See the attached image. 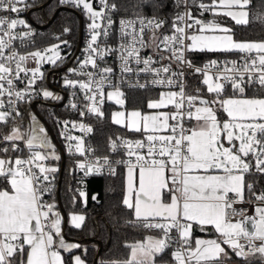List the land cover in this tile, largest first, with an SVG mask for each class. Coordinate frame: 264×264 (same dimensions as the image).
<instances>
[{"label": "snow or ice", "instance_id": "obj_1", "mask_svg": "<svg viewBox=\"0 0 264 264\" xmlns=\"http://www.w3.org/2000/svg\"><path fill=\"white\" fill-rule=\"evenodd\" d=\"M191 2L196 4V0ZM61 3L82 7L91 21L90 41L85 50L87 55L78 68L68 70L87 79H64L65 87L78 88L84 93V99L89 102L85 106L89 115L103 118L100 105L104 102L106 86L115 88L107 93V99L116 97L118 104L124 103L120 99L123 93L109 79L113 69L100 68L97 64V59L103 60L106 54L118 53L122 72H132L129 62L134 60L137 65L143 64L139 72L154 77L152 84L179 89L161 93L158 101L148 104L149 109L172 106L174 111H158L151 115L131 111L127 114L126 124L124 112L113 114V123L144 133L143 140L117 137L119 144L110 140L112 151L124 148L129 157L127 161H116L127 167L123 204L133 211L135 217L127 223L157 230L160 235L126 244L130 250L126 260L101 264H158L157 258L169 249H172L171 258L175 264H224L228 253L222 245H227L244 260L256 254L264 259V191L257 194L254 185L245 179L253 171L264 176V98L244 95L246 87L258 85L264 88V41H238L234 39L232 28L215 20L205 22L193 16L189 0H174L175 6L183 5L185 11L175 14L171 35H163L160 39L157 30L164 26L165 21L137 14L135 19H120L121 43L118 48H101L98 38L109 36L114 23L111 13L118 11L117 5L110 4L109 0H99L101 9L97 11L91 0H61ZM250 3L251 0H211L210 3L200 0L197 7L201 16L206 12L213 16L222 15L236 25L247 26L250 23ZM147 4L163 6L160 0H155V3L145 0ZM20 5L28 7L25 0H0V12L19 13L23 10ZM18 26L29 28L23 19L0 16V123H7L13 112L16 116L21 115L16 105L30 101L37 80L44 78L42 63L59 67L57 61L62 64L66 59L61 56L60 44L43 51L18 52L13 42L23 41L32 35L30 28L25 33L17 32ZM191 29L196 31H187ZM68 31L66 28L65 32ZM146 32L151 33L148 41L145 40ZM186 40L190 43L186 44ZM61 43L68 45V41ZM148 47L170 55H161L159 60L151 56L142 57L141 51ZM195 51L238 52L243 62L225 61L221 66L217 60H211L203 67H197L185 57V52ZM30 59L35 61V68L26 66ZM163 60L177 62L180 70L174 71L171 63L153 67ZM185 65L194 73L203 75L202 83L207 86V92L215 94L213 100L186 95L183 83ZM89 66L95 71H88ZM212 68L216 72L209 74ZM17 82L24 83L25 87L20 89ZM229 85L233 96L222 98ZM138 86L145 87L144 84ZM41 92L45 98L61 99L46 89H41ZM213 105H218L228 119H219L218 109ZM6 107L9 110H4ZM71 107L77 109L78 106L72 103ZM79 114L83 117L85 111L81 110ZM32 119L27 133L14 125L10 134L3 137L4 141L11 143L12 151L19 147L16 141H23L29 155L27 158H0V182L7 185L0 188V264H66L61 250L71 253L81 245L65 241L61 234V216L55 204L43 199L51 190L53 177L49 173L58 171L57 167L44 162L49 159L59 161L60 156L56 154L45 129L35 117ZM193 120L195 125L186 123ZM72 128L85 135L93 131L84 123H73ZM65 138L69 141V153L85 157L78 163L85 175L99 174L105 167L115 174V168L106 156L98 157L94 162L88 161L87 154L93 150L85 146L82 137L67 135ZM145 149L146 152L141 151ZM8 151L7 147L0 149L3 153ZM245 190L254 198L248 202H257L254 215H248L247 209L234 207L245 202ZM165 192L170 194L168 199ZM80 196L85 197L86 194L81 191ZM71 220L74 227L81 228L85 216L73 215ZM194 226H199L201 231L211 226L218 237L196 238L193 247ZM173 231L178 239L172 235ZM71 264H86V261L80 255H74Z\"/></svg>", "mask_w": 264, "mask_h": 264}, {"label": "trees", "instance_id": "obj_2", "mask_svg": "<svg viewBox=\"0 0 264 264\" xmlns=\"http://www.w3.org/2000/svg\"><path fill=\"white\" fill-rule=\"evenodd\" d=\"M29 11L27 18L30 24L40 28L36 38V45H49L57 42L53 39L54 34H62L67 28L69 29L66 37L78 42L80 31V16L77 11L61 4V0H29ZM162 7H153L152 4L145 5V0H115L118 7V16L135 15V14H155L166 15L170 19L175 12V7L172 0H160ZM155 3V0H152ZM145 5V6H142ZM250 23L247 26L236 25L233 21L225 16H212L213 20L224 23L233 29L234 39L240 41H264V0H251L248 8ZM55 15L54 19L48 24L47 22ZM260 18V22H257ZM238 52H191L190 58L195 63H203L213 57L233 56ZM198 75L194 77L193 86L196 90L192 92L197 95L205 96L211 100L210 95L205 92L203 87L196 83ZM155 90H132L126 92L125 107L126 108H141L147 109V104L150 99L157 97ZM237 94V93H236ZM235 94V95H236ZM233 95L230 86H227L223 96ZM245 96L264 97V88L256 90L246 89ZM39 104V105H38ZM61 100L53 103L47 101L40 103H30L22 108V128L26 130L30 120V114L35 112L37 116L44 122L48 132L52 136L56 149L64 152L59 141V131L53 118L55 115H60ZM114 108V105L107 104L103 107V118L94 120L93 141L103 148L108 139L116 134L125 132L124 129L114 125L109 113ZM218 109V116L223 117V112ZM14 123L11 119L7 123L0 124V136L11 130ZM16 143V142H15ZM19 144V143H17ZM9 148L7 153L0 152V156L5 158H15L18 156L17 150H11V143L2 141L0 137V149ZM48 162L50 161L47 160ZM57 164L58 171L52 174V181L55 183V188L51 191L49 202L54 203L60 209L63 216V234L69 241H75L80 248L74 249L71 253H63L66 264H71V257L74 253H79L86 261V264H101L104 261H123L128 259L129 249L125 246L136 241H142L146 234L158 233L144 229L135 224H129L127 221L134 220L133 211L128 209L123 204V176L118 173L112 177L92 176L87 181V197L82 199L73 192V171L70 161L64 154V159L60 155L59 161L52 160ZM247 183L254 185V190L264 191V176L253 171L252 174H247ZM7 187L6 184L0 182V188ZM96 194V199L93 200V195ZM71 212H82L85 216V221L81 228L69 226L67 224L68 214ZM193 236L206 235L216 236L215 232H201L197 226L193 228ZM160 234V233H159ZM85 249L87 250L85 252ZM170 249L166 251L164 257H169ZM96 254L98 256L96 257ZM240 264H264V259L259 257V254L250 256L247 260L239 258ZM224 264L226 262L224 261Z\"/></svg>", "mask_w": 264, "mask_h": 264}, {"label": "built area", "instance_id": "obj_3", "mask_svg": "<svg viewBox=\"0 0 264 264\" xmlns=\"http://www.w3.org/2000/svg\"><path fill=\"white\" fill-rule=\"evenodd\" d=\"M91 2L93 4V7L95 10L99 11L101 9V5L99 4V0H91ZM199 2H200V0H196V4H193L191 2V0H189V7L191 8L193 16H195L199 19H202L205 22L212 21L213 15L211 13L206 12V13H204L203 16L200 15V10L197 7V4ZM203 2L204 3H210L211 0H203ZM109 3L110 4L115 3V0H109ZM172 3L175 7V12L172 15L171 19L166 15L140 14V15H143V16L148 17V18L155 16L158 19L165 21L164 26L161 29L157 30V36L160 37V39L163 38V35H171L172 34V21H173L175 14L178 11L179 12L185 11V8L183 7V5H181L179 8H177L175 6L174 0H172ZM25 4H27L28 7L25 8L24 5H20V7L23 10L20 11L19 13L0 12V16H8L11 18L23 19L25 22L28 21V26L32 30V35L30 37L25 38L23 41L18 39V40L13 42V47H15L18 52H20L21 54H24V53H27L28 51H30L32 49H35V48H37V50H39V51H43L44 49H47L46 45H36V38H37L39 32L41 31V29L34 27L30 24V22L27 18V14L29 11V5H30L29 0H25ZM61 4L66 6V7H70L71 9L77 11V13L80 16L81 21H80L79 38H78V42H76V44H74V41L69 40L68 38H63V39L60 38L61 36L66 37V35H68L69 31L65 32V30H64L62 34H54L53 35V39L56 40L57 43H59L61 46V56L66 58L62 64L59 61H57V63L60 65L58 67V70H63L66 73V77L69 79L85 80V79H87V77L75 76L72 73H70L68 70L71 68H78L80 62L87 55V52L85 50L87 49L89 41H90L91 33H90V29H89V24L91 23V21L85 15L82 7L76 8L70 4H66V3H61ZM111 16H112L114 23H113L112 29H110L109 36L107 38H104L103 36H100L98 38V44L100 45L101 48H104L105 46L110 47V48H118L120 43H121L120 25H119L120 19H135L137 14L118 16L117 11H116V12L111 13ZM101 23H103V22H101ZM137 27H138V25H137ZM29 28H25L23 26H18L16 31L19 33H25V32H28ZM187 31L193 32V31H196V29H191V30H187ZM150 36H151V33L146 32L145 33V40L148 41ZM62 41H68V45H62V43H61ZM126 42H127V40H125V43ZM157 43H158V41H157ZM185 43L186 44L190 43V41L186 40ZM190 53L191 52H185L186 59L191 60ZM140 55L142 57H145V58L151 56L154 60H159V57L161 55L168 56L170 54L167 52H159L155 47H148V48L143 49L141 51ZM211 60H217L218 62H220L221 66H223L225 61L236 60L239 63L243 62L241 60V54L240 53H237V55H233V56L213 57L211 59L204 61L203 63H195L194 61H192V60L191 61L197 67H203L205 64H208L209 61H211ZM170 63L172 65V69L174 71L180 70V66H178V63L170 61V60L160 61L159 63L154 64L153 67H160L162 64L166 65V64H170ZM97 64L99 65L100 68L111 67L113 69V72H112V74H110L109 79L111 80L112 85L118 87L119 90L123 93V96H122L123 99L126 98V92L132 91V90H140V91H142V90H155L157 92L178 91L179 90L178 87L169 88L167 86H159V85L152 84L151 81L154 77L151 74H145L143 72H139L138 69L142 68L143 64L137 65L134 60L129 62V66L133 69V71L132 72H122L121 71V61L119 60L118 53H116V52H113L111 54H106L104 56L103 60L97 59ZM49 66H50V64L48 66H45L43 63V69H46ZM87 70L88 71H95L94 69L91 68V66H89ZM183 71L185 73L183 83H184L186 95L203 97L202 95H197V94L192 92L193 90H196V88H197L196 86H193L194 77L196 75H198V79H197L196 83L198 84V86L203 87L206 90L207 86L202 83L203 75L194 73V71L192 69L188 68L186 65L183 66ZM215 72H216V69L212 68L209 74H213ZM21 75L23 76V74H21ZM175 79H179V77H176ZM139 84H144L145 87H139L138 86ZM45 85H47L53 89H56L57 91H59L62 94L61 99L57 100V101L61 100V106L60 107H61L62 113L60 115H55L53 118V121L58 127L59 141H60V143L63 147V150H64V152H62V153H63V155L66 154L67 158L70 161V165L72 167V171H73V185H72L73 186V192L76 194H80L81 191H85V189L87 188V181L92 176L112 177V176H115L116 174H118L120 172V170L126 169L127 167L124 163H119V164L116 163V161H127L129 159V157L125 154L126 149L118 148L115 152L112 151L110 148V140H115L117 142V144L120 143V141L117 140V137H120V138L125 139V140H131V141H135L138 139L143 140L144 134H135V133H132L129 131H125L123 133L116 134L113 137L109 138L107 143L105 144V146L103 148H100L93 141V138H94L93 137L94 120L99 118V117H97L95 115H89L86 112L85 106L89 102L84 99V93L82 91H80L78 88L72 89V88H68L65 86L54 85V84L49 83L48 76L45 75V73H44L43 80H37L36 85H35V91L32 93L30 101H28V102L21 101V102H18V104L16 105V107L20 111L21 115L16 116L15 112L12 113V117L9 119H11V121H13L14 125L20 127L21 132H23L22 120H21L23 106L28 105L30 103L34 104V103H40V102H44V101L48 102L49 101L43 97L42 92H41V89H43ZM17 86L20 89H23L25 87V84L17 82ZM258 88H259L258 85H254L250 88L246 87V89H252V90H256ZM114 90H115V88H113V87H107V86L105 87V89H104V93H105L104 102L102 105H100L102 111H103V107L105 105L110 104V100L107 99V93L109 91H114ZM6 99H7V97H5V100ZM53 102H56V100L49 101V103H53ZM72 103H75L78 106L77 109H73L71 107ZM4 110H9V109L6 107ZM81 110L85 111V115L83 117H81L79 114ZM168 111H174L172 106L169 107ZM65 123H67V127H65ZM73 123H76V124L84 123V124L90 126L93 129V131L91 133L85 135L81 131H79L77 129H73L72 128ZM170 123H172V121H170ZM186 123L191 124L192 121L186 122ZM164 134H167V133H164ZM67 135L82 137L85 141V146L90 147L93 150L91 153L87 154V159L89 162H94L96 160V158H98V157H100V158L105 157V156L108 157L109 161L112 163L113 167L115 168V174H112L108 170V168L105 167L101 170V172L99 174L93 172V173H89V174L85 175V171L78 167V163L83 162L85 160V157H82L79 154L69 153L68 147H67L69 144V141L65 138ZM72 143H75V142H72ZM18 145H19V147L17 149L18 156L22 157V158H27L29 155V150L27 149L25 143L23 141H20V143ZM141 151L146 152V149L141 150ZM131 159L134 160L135 157H132ZM44 163L47 164L48 161H45ZM101 163H103L102 160H101ZM49 176L52 177L50 174H49ZM54 188H55V183L51 180V190L47 194H45L43 197V199L48 203H50L49 202V196H50L51 191ZM259 192H261V191H257L256 193L258 194ZM249 200L254 201V198L251 197L250 193H248L247 190H245V202L235 204L234 207L237 209H241V208L247 209L248 215H254L255 214L254 208H255L257 202H251L250 203V202H248ZM236 219H238V217ZM150 231L158 232L157 230H150ZM172 235L178 239V235L175 233V231H173ZM241 242L243 243V241H241ZM257 243H259V242H257ZM173 247H175V245ZM193 247H194V240H193ZM171 251H172V249H170V252ZM170 264H175V262L171 261Z\"/></svg>", "mask_w": 264, "mask_h": 264}, {"label": "crops", "instance_id": "obj_4", "mask_svg": "<svg viewBox=\"0 0 264 264\" xmlns=\"http://www.w3.org/2000/svg\"><path fill=\"white\" fill-rule=\"evenodd\" d=\"M217 22V21H216ZM218 23H220V24H223V25H225V26H227V27H229L228 25H226V24H224V23H221V22H218ZM238 41H240V40H238ZM248 41H252V40H248ZM195 52H199V51H195ZM54 90H56V89H54ZM164 92H168V91H161V92H158L157 93V97L154 99V101H158L159 99H160V95H161V93H164ZM205 92H207V87H206V90H205ZM208 93V92H207ZM209 94V93H208ZM210 95H212V94H210ZM213 95H215V94H213ZM230 96H233V95H226V96H223L222 98H226V97H230ZM236 96H239V94L237 93L236 94ZM203 97H205V96H203ZM214 97L215 96H213V98L211 97V100H213L214 99ZM247 97H259V96H247ZM207 98V97H206ZM262 98H264V97H262ZM46 99V98H45ZM123 101H124V103H123V105H118V103L117 102H114V101H110V104L111 105H114V108L110 111V113H109V118H110V114H111V112L112 111H114V110H116L117 108L119 109V108H121V107H123V109H125V116H126V119H127V114H128V112H126V110H136V109H141V108H126L125 107V99H123V98H121ZM208 99V98H207ZM47 100H49V101H51L52 99H47ZM209 100V99H208ZM210 100V101H211ZM48 101V102H49ZM151 101H153V99H151V100H149L148 101V103L149 102H151ZM39 105V104H38ZM148 105V104H147ZM214 107H216V106H218V105H213ZM170 107V106H169ZM169 107L167 108V109H162V110H160V111H168L169 110ZM219 107V106H218ZM142 110V109H141ZM142 111H145V110H142ZM148 111H149V109H148ZM222 111V110H221ZM158 112V111H157ZM223 112V111H222ZM33 114H35V112H33ZM36 115V114H35ZM30 117V116H29ZM39 117V116H38ZM40 118V117H39ZM218 118L219 119H221L222 121L223 120H227L228 118H227V116H226V114H224L223 113V117H220V116H218ZM41 119V118H40ZM125 119V121H127ZM110 120H111V118H110ZM42 121V120H41ZM36 122H38V121H36ZM43 122V121H42ZM40 123V122H38V124H40V126L41 127H44L45 128V130H47V128H46V126H45V124H44V122L43 123ZM111 122L113 123V121L111 120ZM195 121L193 120L192 121V125H195ZM1 124V123H0ZM114 125H116V126H118L119 128H121V129H124L125 131H129V132H132V133H135V134H144L143 132H135V131H130L129 129H127V128H125L124 126H122V125H119V124H116V123H113ZM30 125H31V120H29V122H28V126H27V128H26V130H23V131H29V128H30ZM9 132L10 131H8V132H6V133H3V134H1V138H2V141H4L3 140V137L4 136H6V135H8L9 134ZM47 132H48V130H47ZM49 133V132H48ZM50 134V133H49ZM161 134H164V133H161ZM50 137H51V141L53 142L54 140H53V138H52V136L50 135ZM16 143H20V141H16ZM54 147H55V149H56V145H55V142H54ZM60 152V155H61V157H62V159H64V155H63V153H62V151L60 150L59 151ZM0 158H5V157H3V156H0ZM250 159V158H249ZM49 162H51L52 164H54V166H56L57 167V164L55 163V162H52V159H50V161ZM253 164H254V161H253ZM137 172H138V170H137ZM119 173H122V176H123V186H124V192H123V199H124V196H125V192H126V179H127V168L126 169H123V170H120V172ZM51 176H52V174L53 173H49ZM166 175H168V173H166ZM85 194H86V196L85 197H81L80 196V194L78 195L81 199H82V201L87 197V193H88V189L86 188L85 189V191H83ZM169 193H167V192H165V198L166 199H168L169 198ZM122 199V200H123ZM52 203V202H51ZM56 207V206H55ZM56 211H58L59 212V214H60V216H61V234H62V236L64 237V234H63V216H62V213H61V211H60V209L59 208H57L56 207ZM72 213H74V212H71V213H69L68 214V217H67V224L69 225V226H72V227H74L73 226V223H71L70 222V219H69V215H71ZM133 215H134V213H133ZM135 218V217H134ZM197 229H199L200 230V228H199V226H197ZM194 231V230H193ZM201 231V230H200ZM201 232H215L214 231V229L211 227V226H206V231H201ZM216 234V236H206V235H197V236H193V232H192V239L195 241V239L196 238H200V239H216L217 237H218V234L217 233H215ZM159 233H150V234H146L145 235V237H144V239L147 237V236H155V237H159ZM64 239H65V241L67 242V243H76V244H78L77 242H75V241H69V240H67L65 237H64ZM143 239V240H144ZM142 240V241H143ZM62 251L63 250H61V254L63 255V253H62ZM130 252V251H129ZM128 258H129V255H128ZM158 259V264H170L171 263V261H172V258H171V252L169 253V257H164V255L162 256V257H158L157 258Z\"/></svg>", "mask_w": 264, "mask_h": 264}, {"label": "rangeland", "instance_id": "obj_5", "mask_svg": "<svg viewBox=\"0 0 264 264\" xmlns=\"http://www.w3.org/2000/svg\"><path fill=\"white\" fill-rule=\"evenodd\" d=\"M226 18H228V17H226ZM229 20H231L230 18H228ZM232 21V20H231ZM234 22V21H233ZM27 25H28V21L27 22H25ZM223 25V24H222ZM223 26H225V25H223ZM56 44H59V43H57V42H55V43H53V44H49V45H46V48H49V47H51V46H53V45H56ZM32 51H37V48H35V49H32V50H30V51H28V52H32ZM27 52V53H28ZM27 53H24V54H27ZM28 68H35L37 65H36V63H35V61H33V60H29L28 61V63H27V65H26ZM41 71L42 72H44L45 73V75H47L48 76V81H49V83H51V84H54V85H61V86H65L64 85V79H65V77H66V73L63 71V70H58V67H54L53 65H51L50 64V66L49 67H47L46 69H43V63H42V65H41ZM43 89H46V90H48V91H50V92H52L53 94H54V96H59V97H62V94L59 92V91H57V90H54L53 88H51V87H49V86H47V85H45L44 86V88ZM44 97V96H43ZM45 98V97H44ZM122 97H120V99H121ZM46 99H52V100H56L57 101V99H54V98H46ZM116 97H113V99H111L110 101H114V102H116ZM154 99L155 98H153V101H154ZM151 100V99H150ZM153 101H151V102H153ZM149 104V103H148ZM118 105H121V104H118ZM148 105H147V109L145 110V111H142L141 109H136V110H126V112H131V111H140L141 113H142V115H151V114H156L157 113V111H160V110H162V109H160V110H156V109H149V111H148ZM116 112H124L125 113V109H123V107H121V108H117L116 110H114V111H112L111 112V114H110V118H111V120L113 121V114L114 113H116ZM33 117H35V120L36 121H38V122H42L41 121V119L37 116V115H35V114H33V112L30 114V120H31V125H32V123H33ZM125 119H126V116L124 117V122H125V124L127 123V121H125ZM127 120V119H126ZM43 123V122H42ZM40 125V124H39ZM119 125H121V124H119ZM14 126V125H13ZM125 128H127L126 126H124ZM44 128V127H43ZM45 129V128H44ZM128 129V128H127ZM11 130H12V128H11ZM11 130H10V132H11ZM46 131V133H47V135H48V138L50 139V141H51V137H50V134L47 132V130H45ZM10 132H9V134H10ZM23 132H25V133H27V131H23ZM51 143H52V145L54 146V141L52 142L51 141ZM224 143H225V146H227V142L226 141H224ZM237 143V145H238V141L236 142ZM55 148V147H54ZM55 151H56V154L57 155H59L60 156V152H59V150L58 149H55ZM47 165H49V166H54V164H52L51 162H48L47 163ZM56 167V166H55ZM71 169H72V167L70 168L69 167V170H70V172H71ZM73 215H83V213L82 212H74V213H72L71 215H69V219H70V222L72 223V220H71V217L73 216ZM84 216V215H83ZM224 248H225V250H226V252L228 253V257L227 258H225L224 259V261L226 262V264H240L239 263V257H237L235 254H234V252H232V250L231 249H229L228 248V246L227 245H222ZM74 255H80L79 253H74L72 256H74ZM81 256V255H80ZM82 258V257H81Z\"/></svg>", "mask_w": 264, "mask_h": 264}, {"label": "water", "instance_id": "obj_6", "mask_svg": "<svg viewBox=\"0 0 264 264\" xmlns=\"http://www.w3.org/2000/svg\"><path fill=\"white\" fill-rule=\"evenodd\" d=\"M54 17H55V15H53L52 17H51V19L47 22L48 24L54 19ZM62 45H64V44H62ZM63 49V48H62ZM44 65L45 66H48L49 65V63H44ZM202 98H204V99H207L206 97H202ZM208 100V99H207ZM93 196H95L96 197V194H94ZM98 256V254H96V257ZM240 258V257H239Z\"/></svg>", "mask_w": 264, "mask_h": 264}]
</instances>
